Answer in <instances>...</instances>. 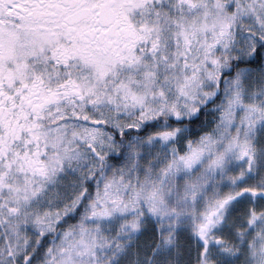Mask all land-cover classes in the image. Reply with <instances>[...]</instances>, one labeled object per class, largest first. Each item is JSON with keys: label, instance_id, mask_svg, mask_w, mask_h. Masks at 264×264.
Returning a JSON list of instances; mask_svg holds the SVG:
<instances>
[{"label": "snow or ice", "instance_id": "snow-or-ice-1", "mask_svg": "<svg viewBox=\"0 0 264 264\" xmlns=\"http://www.w3.org/2000/svg\"><path fill=\"white\" fill-rule=\"evenodd\" d=\"M0 264H264V0H0Z\"/></svg>", "mask_w": 264, "mask_h": 264}]
</instances>
